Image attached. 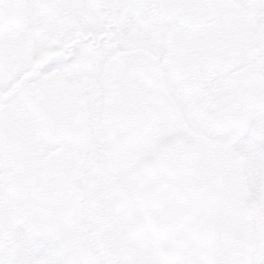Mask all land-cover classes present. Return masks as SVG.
Here are the masks:
<instances>
[{
	"label": "flooded vegetation",
	"instance_id": "af4514ba",
	"mask_svg": "<svg viewBox=\"0 0 264 264\" xmlns=\"http://www.w3.org/2000/svg\"><path fill=\"white\" fill-rule=\"evenodd\" d=\"M69 1L80 12L63 11L61 17L73 30L71 41L88 36L97 44L113 42L112 12L91 13L85 20H93V31L82 32L77 24L84 16L82 8L92 11L97 0ZM135 1L143 7L138 12L157 23L154 43L192 48L185 78L191 101L189 128L177 119L173 127L193 143L207 184L224 192L214 208L213 264H264V0H186V5L185 0ZM36 22L0 28V264H80L74 256L80 245L89 246L94 264H157L151 240L142 251L128 232L135 208L114 211L111 176L124 189L132 180L127 176L128 141L117 135L120 125L107 88L108 73L94 66L88 79L82 75L75 82L73 93L60 91L50 100L44 84L42 105L25 100L17 105V84L12 83L7 61L16 58L22 39L36 34L46 40L50 17L45 14ZM123 33L124 48L143 44L139 32ZM226 52L233 58L213 56ZM126 59H132L126 73L135 82L126 89V98L140 110L149 97L155 104L163 95L160 78L146 72L139 53ZM39 89L33 93L37 102ZM172 106L159 114L170 117ZM91 117L103 136L88 135ZM143 144L137 147L141 154ZM82 173L90 183L83 187ZM99 175L107 177L106 188L93 183ZM59 179L81 190L73 211L59 199ZM222 205L227 217L219 214Z\"/></svg>",
	"mask_w": 264,
	"mask_h": 264
},
{
	"label": "rangeland",
	"instance_id": "374dc122",
	"mask_svg": "<svg viewBox=\"0 0 264 264\" xmlns=\"http://www.w3.org/2000/svg\"><path fill=\"white\" fill-rule=\"evenodd\" d=\"M113 1L114 2H104L101 0H97L95 4L101 5V13L104 14L107 11V13L110 14L112 12V8L109 6V4L115 3L116 7L114 8L118 9V14L116 13V11H114V13H116L115 18H121V16H123V14L125 13L124 18L127 19L128 15H126V11H128V8L126 5L124 7V2L122 0ZM25 3V14H27V12L30 10L29 4L31 3V1L25 0ZM68 4H66V6L64 7L58 8L55 7V5L52 6L51 2L49 1V8L47 9V11L57 12L59 10V14L61 15L59 16L60 18L64 16V14L62 13L63 11H66L68 13L73 11V6H69ZM82 22L86 24L85 20H83ZM117 24L120 25L121 22H118ZM131 25H133L132 22ZM53 26L55 31H49L52 33L48 32L50 35L48 37L51 38L53 34H55L56 43L54 39H50L49 45L46 46V48L45 43H38L30 37L22 39V42H19L16 46V58H13V56H11L12 60L8 59L7 61L8 65L9 62L11 63L12 83L15 82L17 84L16 93H14L16 94L17 105H20L24 100L28 104H32L34 106L37 105L38 103L36 101V96L33 95V93H35L39 88L42 89L41 86L46 83L50 84V86L51 84H59V89L56 92H68L70 90L72 91L74 88V84L79 80V77H81L82 75H84L87 79L90 77L91 69L94 67L92 66L95 62L94 60L98 59L101 56V54L99 53H102L99 51H95V49L108 50L109 52L113 53V55L111 56L109 54V56L107 55L103 58H99L97 62L99 64L104 63L105 60L109 62V66H106L109 69L108 89L109 91L111 90L110 96L113 94L114 111L117 112V117H120L119 119H124V122L126 123H129L131 120H135V124L137 123L139 118L143 119V122L141 121L139 125H134L133 128H129L128 124V127L125 128L126 132L125 129H123V134L119 135L127 138V144L130 145V147L127 148L128 151H126L129 154V177L132 168L138 161L137 159L141 157L140 155H142L143 152H145V150L143 149L142 154H140L139 150H136L133 153V142L135 143L141 141V139L144 138V145L148 152L160 141L165 139V136L162 133V124L164 123L165 119L163 115L159 117L158 112L159 110H164L171 99L179 110L181 121L185 126L189 128V114L191 105H189V96L187 95V90H189V80L185 81L186 75H189V68L186 65V62L188 60L186 57V53L189 52L185 49V47L166 50L165 46H162L161 43H151L149 48L146 47L139 49L146 64V72H148L151 76L159 74L161 81L164 82L163 91L165 92L164 95L155 104H153L152 101L146 102L144 110L141 113L136 109L138 108V106L136 105H134L135 107H131L128 102H126V104L122 103V105L116 103L118 101L119 93L122 91L124 84L127 85L128 83L131 87H135L134 79H130L128 77V74L126 73L128 72L127 68L131 65L132 59H128L127 61V59L125 58V51L120 45H114L111 48L112 43L106 44L103 42H99L97 44L96 40L91 42L88 36L86 37V42L83 43H75V41H71V43L64 42L69 39L72 34L71 29L68 28L69 23L65 24L63 21H60L53 24ZM123 26L127 27V25ZM134 26L138 27V22L135 21ZM60 33H62V35H60ZM52 40L54 42H51ZM57 41L64 42L63 47L66 45L68 46L63 49L61 46H58ZM71 44H76L78 46L71 47ZM59 50H61L63 54L61 53V55H57V53L60 52ZM67 51H69L70 53ZM133 51L136 50L131 49V51L129 50L128 52L130 53L128 55L131 56V58L136 55ZM48 54H51V56L49 58H46ZM61 56L65 57V59L62 60ZM126 63H128V65H126ZM156 64L163 69H161V72L160 68L157 67ZM164 72H166L167 74L166 77V74H164ZM86 74L88 75L86 76ZM124 80H126L127 83H123ZM84 86L85 85H83L82 89L86 90L85 94H88L89 91H87ZM95 127L96 125L94 123L90 124L88 135L91 137L103 136V133H100L99 130L97 132ZM135 149L136 148H134V150ZM111 178L115 179L112 176ZM79 179L81 180H79V183L85 185L88 184L89 177L86 173H82ZM105 181L106 177L103 175H99L98 177H95L94 184H97L99 187H101L99 189H102L103 186L105 187L106 185ZM106 224L108 223L106 222Z\"/></svg>",
	"mask_w": 264,
	"mask_h": 264
},
{
	"label": "water",
	"instance_id": "95a60500",
	"mask_svg": "<svg viewBox=\"0 0 264 264\" xmlns=\"http://www.w3.org/2000/svg\"><path fill=\"white\" fill-rule=\"evenodd\" d=\"M16 1L7 5L8 13L14 14ZM172 140L174 144L159 148L156 161L137 173L135 196L142 205L144 226L157 241L161 264H209L208 210L213 197L193 171L187 143Z\"/></svg>",
	"mask_w": 264,
	"mask_h": 264
},
{
	"label": "trees",
	"instance_id": "16d2710c",
	"mask_svg": "<svg viewBox=\"0 0 264 264\" xmlns=\"http://www.w3.org/2000/svg\"><path fill=\"white\" fill-rule=\"evenodd\" d=\"M217 55H222V56H224V57H228V55L227 54H217Z\"/></svg>",
	"mask_w": 264,
	"mask_h": 264
}]
</instances>
